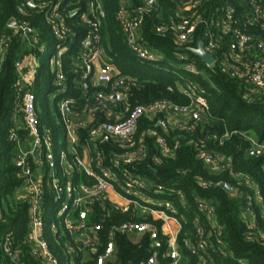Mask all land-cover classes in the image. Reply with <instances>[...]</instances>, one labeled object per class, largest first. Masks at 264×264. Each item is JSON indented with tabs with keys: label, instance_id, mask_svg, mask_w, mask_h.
Returning a JSON list of instances; mask_svg holds the SVG:
<instances>
[{
	"label": "built area",
	"instance_id": "built-area-1",
	"mask_svg": "<svg viewBox=\"0 0 264 264\" xmlns=\"http://www.w3.org/2000/svg\"><path fill=\"white\" fill-rule=\"evenodd\" d=\"M86 1L88 12L82 20L91 22V31L74 70L81 72L80 87L86 96V102L82 110L75 109L73 99L63 98L59 102L61 118L66 125L68 150L57 152L50 133L41 125L36 94L33 90L34 79L40 65L39 58L33 55L26 65L21 61L16 62V67L20 70V81L17 86L19 108L23 114V128L27 131V136L23 137L14 129L10 139L20 145L15 163L20 169L22 186L27 189L24 197L19 198L17 192L16 197L29 203L28 233L23 238L17 236L15 231H8L0 237V264H29L24 258V244L28 245L30 255L42 264H62L46 237L43 205L47 193L51 194L56 207L62 200H67L61 207L60 216L65 238L68 234L70 236V239L63 241L66 250L71 254L70 264H76V259L79 264H120L117 259L116 231L128 233L130 236L136 235L139 237L136 241H140V237L145 234L149 235L152 253L142 264H179L181 258L179 234L182 225L175 215L177 210L174 203L170 200L151 199L143 194L142 190L154 189L159 193L164 187L161 184L155 185L153 181L139 173L130 172L128 166L143 160L148 154L146 140L135 139L139 121L143 116L154 117L158 113H164L156 124L163 130L171 126L190 129L192 124L200 121L203 114L208 111L207 99L202 95L203 90L198 85L187 81L184 88H181L191 98L188 105L160 100L130 108L127 105V91L130 89L131 81L104 60L105 51L100 46V19L105 17L101 2ZM175 1L178 4L176 12L164 18L162 11L159 10V0H141V4L133 9L129 0H120L118 17L137 56L142 60L161 58L159 53L139 41V31L146 16L156 11V15L160 17L155 28L158 33L171 34L181 50L198 47V41L201 39L205 50L214 56L211 65H214L218 58L220 66L226 73L246 83V94L249 98H258L264 94V38L261 34L253 35L247 30L256 27L264 33V0ZM25 2L31 8H48L49 21L56 38L65 42L70 39V29L65 23L66 14L60 10L62 0ZM19 9L23 10L22 7ZM90 15L93 17L92 21L89 19ZM16 22V26H9L17 34L38 41V33L33 26L23 20L16 19ZM198 32L201 33L200 36ZM9 39L10 37L3 36L0 40V62L4 59ZM88 40L90 44L86 43ZM66 50L67 47L62 49V53ZM184 52L177 53L179 59H186L187 54ZM59 61L60 58L57 56L58 71L55 85L63 92L67 90L66 77ZM184 68L191 72L198 71L192 60L186 62ZM92 85L105 88L91 91ZM117 107H124L127 113L116 110ZM103 115L113 116V120L97 122V118ZM86 127L89 128L87 138L80 143L79 129ZM147 133L155 137L163 156H172L175 153V148L170 147L162 132L152 128ZM229 136L227 132L221 136L214 134L208 138L219 139L223 143ZM247 140L249 142L247 154L252 157H264V137L259 138L251 134L247 136ZM103 143H119L123 150L107 157L101 146ZM203 145L198 149L197 158L207 169L216 173L228 168L231 170L230 174L236 179L237 184L227 180H219L214 184L230 195L245 199L242 220L248 225L246 236L249 240L256 238L260 231L257 227L254 203L259 204L261 215L264 217V199L260 190L248 175L230 168V157L210 151ZM159 160L158 157L155 158L156 163ZM77 172L85 173L93 183L91 185H86L83 181L76 183ZM198 181L205 187L213 184L203 178H198ZM243 184H247L255 192L246 193L242 189ZM110 189L116 191L119 201H113L108 197ZM108 202L109 210L100 217L97 216L96 205L100 203L105 208ZM198 208L215 229L218 245L212 241L205 226L198 222L196 225L198 239L193 242L188 238L185 246L192 254L203 258V252L210 247L215 251H222V226L216 223L215 209L209 200H199ZM111 210L132 213L139 220L134 219L115 225L108 242L100 251L101 241L95 234L102 229L101 221L111 215ZM97 218L99 220H96ZM156 221L161 222L160 226ZM50 229L55 233L57 241L62 244L64 237H61L57 223L51 221ZM259 235L264 237L262 233ZM164 245L166 250L160 256Z\"/></svg>",
	"mask_w": 264,
	"mask_h": 264
},
{
	"label": "trees",
	"instance_id": "trees-1",
	"mask_svg": "<svg viewBox=\"0 0 264 264\" xmlns=\"http://www.w3.org/2000/svg\"><path fill=\"white\" fill-rule=\"evenodd\" d=\"M99 1L105 12V17L100 19V46L105 51L104 60L131 81L130 89L127 91V105L130 108L136 105H149L160 100L188 105L191 103V98L182 90L187 81L198 85L208 102V111L203 114L200 121L194 122L190 129L171 126L163 130L156 124L164 113H158L154 117L143 116L140 119L135 139L146 140L148 154L143 160L129 165L128 169L130 172L147 177L155 185L161 184L164 187L159 193L154 189L142 190V193L151 199L170 200L174 203L177 210L175 215L182 225L179 234L180 249L190 257V264H264V237L259 235V233L264 235V217L261 215L259 204L254 203V210L257 212V227L260 232L256 238L249 240L246 236L248 225L242 220L245 199L230 195L214 184L219 180L237 184L236 179L230 174L231 170L228 168L219 173L212 172L197 158L198 149L203 144V147L210 151L230 157V168L248 175L256 183V188L260 190L264 199V157H252L247 154L249 144L247 136L254 134L259 138L264 137V94L258 98H249L246 94V83L231 77L222 69L217 53L214 54L217 58L216 63L209 66L190 50H181L171 34L158 33L155 28L160 17L156 15V11L146 16L139 31V41L159 53L161 58L142 60L132 50L119 20L120 0ZM129 2L132 9L141 4V0H129ZM19 7L23 10L21 11ZM177 8L178 4L175 0H159V10L162 11L164 18L176 12ZM76 9L78 11L71 14ZM60 10L66 14L65 23L70 29V39L67 42L54 35L48 8H31L26 5L25 0H0V40L3 36L10 37L4 59L0 62V237L8 231H15L17 236L23 238L28 233L29 203L26 200L20 201L16 197L17 189L23 182L19 175L20 169L15 163L20 145L10 139L14 129L23 137L27 136V131L23 128V114L19 108L17 86L20 81V70L16 67V62L21 61L26 65L33 55L39 58L47 54L38 67L33 90L36 94L42 128L50 133L57 152L59 137L66 135V125L62 121L59 109L60 100L73 99L74 107L78 110H82L86 102V96L80 87L81 72L74 70L91 31V22L82 20L88 12V3L86 0H62ZM11 18L27 21L33 26L37 30L38 41L17 34L9 26ZM89 19L92 21V15ZM247 30L253 35L261 34L264 38V33L256 27ZM200 35L201 33L198 32V36ZM65 47L67 50L62 53ZM182 51L187 54L186 59L178 58L177 53ZM57 56L60 57L59 65L66 77L67 90L63 92L55 85L58 71ZM189 60L195 62L197 72L184 68ZM91 88V91H96L105 87L92 85ZM115 109L127 113L124 107ZM106 120H113V116L103 115L97 118V122ZM152 128L162 132L170 147L175 148L172 156L161 154L155 137L147 133ZM88 130V127L79 129L80 143L87 138ZM227 132L230 136L223 143L219 139L208 138L214 134L221 136ZM66 143L64 148L68 150ZM21 145H24V141ZM101 146L107 157L123 150L119 143H103ZM156 157L160 159L158 163L155 162ZM69 158H72V154ZM198 178L213 184L202 186ZM75 181L76 183L83 181L86 185L93 183L85 173L79 172L75 173ZM241 186L246 193L255 192L247 184ZM202 199L209 200L214 206L215 221L222 226L223 241L222 251H215L210 247L203 252V258L192 254L185 246L188 238L193 242L198 239L196 235L198 222L205 226L212 241L217 243L215 229L199 211L198 202ZM55 207L56 203L51 194L47 193L43 205L46 237L61 263L70 264L71 254L63 244L65 239H70L69 234L65 238L64 231V239L60 244L55 233L50 229ZM108 208L109 202L105 208L98 203L96 215L100 217L109 210ZM134 219L139 220L132 213L111 210V215L101 221L102 229L95 234L101 241L100 251L108 242L110 232L115 225ZM156 222L160 226L161 222ZM115 241L120 264L131 262L142 264L152 253L148 234L140 237V241H135L128 233L116 231ZM23 248L24 258L29 264H42L30 255L27 244H24ZM165 250L166 245L161 249L160 256ZM162 260L164 261V258ZM75 261L79 264L77 259ZM165 261L168 262V259Z\"/></svg>",
	"mask_w": 264,
	"mask_h": 264
},
{
	"label": "rangeland",
	"instance_id": "rangeland-1",
	"mask_svg": "<svg viewBox=\"0 0 264 264\" xmlns=\"http://www.w3.org/2000/svg\"><path fill=\"white\" fill-rule=\"evenodd\" d=\"M46 55H47V54H44V55H41V56L39 57L40 62H41V60H43V59L46 57ZM59 58H60V57H59ZM65 140H66V135H65V134H63V135H61V136L59 137V139H58V151H59V152L65 150L64 147H65V143H66V142H67L66 145H67V149H68L69 143H68L67 140H66V141H65ZM65 200H66V199H65ZM65 200H62V201L57 205V207H55L54 212H53V215H52V218H51V220H52L53 222H56L57 225L59 226L61 237H64V231H63V228H62V218H61V216H60V210H61V207H62V205L64 204ZM66 201H67V200H66ZM179 264H190V257H189L187 254L183 253V251H181V258H180V260H179Z\"/></svg>",
	"mask_w": 264,
	"mask_h": 264
},
{
	"label": "water",
	"instance_id": "water-1",
	"mask_svg": "<svg viewBox=\"0 0 264 264\" xmlns=\"http://www.w3.org/2000/svg\"><path fill=\"white\" fill-rule=\"evenodd\" d=\"M78 10H73L71 12V14H74L76 13ZM9 25L11 26H16L17 25V22H16V19L15 18H11L10 21H9ZM87 44H90V40H88L86 42ZM189 50L191 52H193L196 56H198L204 63L208 64V65H211L213 62H214V56L211 54V53H208L206 50H205V47H204V42L200 39L198 41V47L196 48H189ZM130 264H134L133 262H131Z\"/></svg>",
	"mask_w": 264,
	"mask_h": 264
},
{
	"label": "crops",
	"instance_id": "crops-1",
	"mask_svg": "<svg viewBox=\"0 0 264 264\" xmlns=\"http://www.w3.org/2000/svg\"><path fill=\"white\" fill-rule=\"evenodd\" d=\"M85 118H87V116H84ZM26 189L27 188H25V186H20L19 188H18V190H17V196L19 197V198H21V197H24L25 195H26ZM108 197L111 199V200H113V201H119L120 200V198H119V195L116 193V191H114L113 189H110L109 190V192H108ZM133 240H138V236H136V235H131L130 236ZM87 256V254H85V257Z\"/></svg>",
	"mask_w": 264,
	"mask_h": 264
}]
</instances>
